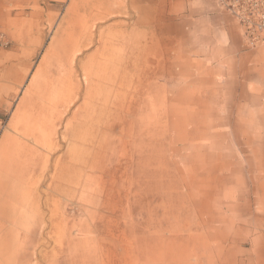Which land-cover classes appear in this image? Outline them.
<instances>
[{"label":"rangeland","instance_id":"1","mask_svg":"<svg viewBox=\"0 0 264 264\" xmlns=\"http://www.w3.org/2000/svg\"><path fill=\"white\" fill-rule=\"evenodd\" d=\"M1 215L0 264H264V44L222 0H0Z\"/></svg>","mask_w":264,"mask_h":264},{"label":"bare ground","instance_id":"2","mask_svg":"<svg viewBox=\"0 0 264 264\" xmlns=\"http://www.w3.org/2000/svg\"><path fill=\"white\" fill-rule=\"evenodd\" d=\"M104 14H105L104 11L96 12V15L98 17L99 16H103ZM85 41H86V39H83L82 38V40H80L79 42H77L76 45L77 46H82ZM110 57H111V55L107 56V58H106L107 63L104 65V68L101 67V64H99V66H97V63L95 64L96 67H91V66H87V65L82 67V70L81 71L83 73L84 79H86L85 80L86 83H87L86 84V87L83 88L80 84L77 85L75 82H71L69 88L67 90H65L64 93H62L63 102L66 103V104H69L68 105L69 108H71V105L74 106L75 104L78 103L77 100L80 99V94H81L82 91H87L88 90V92H86L88 98H92L93 97V95H94L93 88L96 85L95 80H97V78H99V80L105 81V83L108 84V85H109V83H111V81H112V69H110ZM75 72H78L79 73L78 70H74L73 69L72 70V73L74 74ZM97 95H100L101 97H103L105 99L106 104H110V102H111V96H110V93L108 91L107 85L105 87L99 86L98 87V94ZM25 132H27V131H25ZM31 132H32V130H31ZM43 140H44V143H46V142L48 144H51L52 143V137L49 136V135H46ZM24 156L25 155H22V154H19L17 156V159L19 161V163H18L19 169L16 171L17 179L22 178V175L30 167L29 162H27V160H28L27 157L26 156L24 157ZM15 216L16 217H15L14 223H16V221H17L16 220L17 219V215H15ZM8 218L9 217L7 215H1L0 216V220H2V221H4V220H7L8 221ZM2 226H4V225L2 224ZM6 235L7 234H4V236H6ZM0 247H1V243H0ZM3 247H7L6 243L4 244Z\"/></svg>","mask_w":264,"mask_h":264},{"label":"built area","instance_id":"3","mask_svg":"<svg viewBox=\"0 0 264 264\" xmlns=\"http://www.w3.org/2000/svg\"><path fill=\"white\" fill-rule=\"evenodd\" d=\"M238 20L248 46L264 44V0H222Z\"/></svg>","mask_w":264,"mask_h":264}]
</instances>
